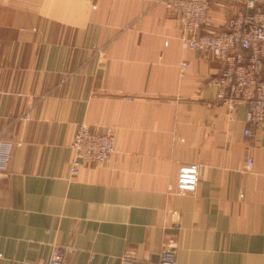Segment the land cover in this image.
I'll list each match as a JSON object with an SVG mask.
<instances>
[{"label": "crops", "instance_id": "0c3cea01", "mask_svg": "<svg viewBox=\"0 0 264 264\" xmlns=\"http://www.w3.org/2000/svg\"><path fill=\"white\" fill-rule=\"evenodd\" d=\"M245 3L211 0V26ZM184 34L165 0H0V264H160L169 237L178 264H264V125L244 135ZM81 124L116 150L74 175Z\"/></svg>", "mask_w": 264, "mask_h": 264}, {"label": "built area", "instance_id": "2783aa9c", "mask_svg": "<svg viewBox=\"0 0 264 264\" xmlns=\"http://www.w3.org/2000/svg\"><path fill=\"white\" fill-rule=\"evenodd\" d=\"M185 28L182 37L186 47L209 52L222 65L221 73L212 79L217 86V100L233 114L247 107L244 135L254 136L264 125V0H246L244 7L232 15L225 26H211V0H165ZM187 63H183L185 71ZM29 120L30 115H24ZM74 160L72 174H78L85 163H107L116 150L113 130L100 132L89 125L78 126L72 142ZM253 159H248V169ZM2 156L0 154V167ZM200 166L185 164L179 169L177 193L197 191ZM177 244L169 237L159 256L160 264H178ZM66 250L55 247L49 264H65Z\"/></svg>", "mask_w": 264, "mask_h": 264}]
</instances>
